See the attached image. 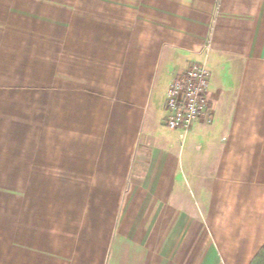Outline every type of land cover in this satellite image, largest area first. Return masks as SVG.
Returning <instances> with one entry per match:
<instances>
[{
  "label": "crops",
  "instance_id": "0c3cea01",
  "mask_svg": "<svg viewBox=\"0 0 264 264\" xmlns=\"http://www.w3.org/2000/svg\"><path fill=\"white\" fill-rule=\"evenodd\" d=\"M66 2L83 16L53 17L51 78L35 85L50 91L20 133L18 173L4 165L18 192H0V264H251L264 0ZM192 62L211 71L213 121L173 130L168 89Z\"/></svg>",
  "mask_w": 264,
  "mask_h": 264
},
{
  "label": "rangeland",
  "instance_id": "374dc122",
  "mask_svg": "<svg viewBox=\"0 0 264 264\" xmlns=\"http://www.w3.org/2000/svg\"><path fill=\"white\" fill-rule=\"evenodd\" d=\"M66 1L84 5V0H0V192H18V184L4 183V165L13 176L18 173L19 168L10 164L20 159V133L35 127L37 92L50 91L35 85L51 78L53 17L63 11L83 16ZM27 101L33 102L28 109ZM30 116L33 119H26ZM2 202L0 198L1 206Z\"/></svg>",
  "mask_w": 264,
  "mask_h": 264
},
{
  "label": "built area",
  "instance_id": "2783aa9c",
  "mask_svg": "<svg viewBox=\"0 0 264 264\" xmlns=\"http://www.w3.org/2000/svg\"><path fill=\"white\" fill-rule=\"evenodd\" d=\"M211 71L204 62H192L171 82L165 102V125L190 131L199 121H213Z\"/></svg>",
  "mask_w": 264,
  "mask_h": 264
},
{
  "label": "trees",
  "instance_id": "16d2710c",
  "mask_svg": "<svg viewBox=\"0 0 264 264\" xmlns=\"http://www.w3.org/2000/svg\"><path fill=\"white\" fill-rule=\"evenodd\" d=\"M251 264H264V246Z\"/></svg>",
  "mask_w": 264,
  "mask_h": 264
}]
</instances>
